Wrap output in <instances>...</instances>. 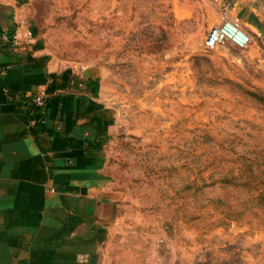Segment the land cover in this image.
I'll list each match as a JSON object with an SVG mask.
<instances>
[{
	"label": "rangeland",
	"instance_id": "obj_1",
	"mask_svg": "<svg viewBox=\"0 0 264 264\" xmlns=\"http://www.w3.org/2000/svg\"><path fill=\"white\" fill-rule=\"evenodd\" d=\"M20 2L118 114L107 263L264 264V50L204 45L236 0Z\"/></svg>",
	"mask_w": 264,
	"mask_h": 264
},
{
	"label": "crops",
	"instance_id": "obj_2",
	"mask_svg": "<svg viewBox=\"0 0 264 264\" xmlns=\"http://www.w3.org/2000/svg\"><path fill=\"white\" fill-rule=\"evenodd\" d=\"M20 5L0 0V33L22 43L0 45V264H108L122 212L107 164L118 114L91 71L48 55ZM232 16L246 48L264 50V0H236ZM38 91L40 115L26 99Z\"/></svg>",
	"mask_w": 264,
	"mask_h": 264
},
{
	"label": "built area",
	"instance_id": "obj_3",
	"mask_svg": "<svg viewBox=\"0 0 264 264\" xmlns=\"http://www.w3.org/2000/svg\"><path fill=\"white\" fill-rule=\"evenodd\" d=\"M27 36H31L29 31H27ZM249 41V35L239 27L237 19L227 16L220 25L212 27L208 31L204 45L207 49H213L223 44H230L236 48L243 49L247 47ZM0 45L8 46L10 48H19L22 46V43L14 33L1 32ZM5 75L6 68H0V77ZM26 99L37 115H40L44 111L46 98L42 91H38L33 95L28 96Z\"/></svg>",
	"mask_w": 264,
	"mask_h": 264
}]
</instances>
